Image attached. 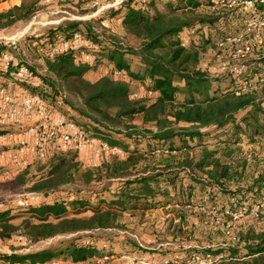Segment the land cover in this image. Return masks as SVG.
<instances>
[{
    "label": "trees",
    "instance_id": "trees-1",
    "mask_svg": "<svg viewBox=\"0 0 264 264\" xmlns=\"http://www.w3.org/2000/svg\"><path fill=\"white\" fill-rule=\"evenodd\" d=\"M85 1L74 3L82 9ZM133 1L126 0L120 8L110 9L88 23L63 22L36 38L35 43L46 50L58 35L69 39L79 33L98 50H86L95 56L92 63L77 62L72 53L53 60L46 58L44 75L27 65L35 82L25 86L51 104L66 92L64 103L69 117L89 138L119 148L125 156L111 155L90 167L79 159L77 152L56 149L43 165L39 163L41 159H36L13 178L0 179V196L8 193L9 197L28 185L35 192L58 190L76 181L77 176L87 183L97 181L106 186L102 193L95 194L105 207L89 209L92 195L73 192L65 198L22 205L36 216L37 222L23 218L20 225H13L7 220L13 208H7L0 200L5 205L0 211L1 242L7 243L16 235L17 240L23 237L19 243L31 246L58 236H77L40 252L21 255L17 253L20 249L13 248V253L0 254V259L7 264H48L61 258L73 263L88 262L99 254V249L93 243L81 242L82 233L115 229L124 214L133 219L143 218L147 212L160 209L171 217L170 225L177 222L178 230H193L194 225L188 227V209L207 206L202 200L205 197L207 208L218 207L221 213V223L209 228L213 231L218 226L217 232L224 237L229 229L230 246L200 251L183 249L185 257H212L215 264H264V228L257 227L264 225V217L256 219L249 214L251 207L264 197V170L247 171L251 163L264 161V33L256 50L258 57L253 58L263 64L261 68L250 69L253 63L246 64L245 59L241 74L226 70L223 75L214 76L210 66H202L201 61L208 44L184 45L179 36L195 30L198 39H207L212 29L232 26L241 17L244 32L225 33L215 43L219 55H224L223 60H230L218 43L237 35L248 38L245 20L252 16L250 10L241 5L212 9L208 0H181L169 5L166 11L150 12L152 4L159 0H150L144 9L136 7ZM39 2L22 0L19 6L0 12V30L31 19L38 12ZM257 5L259 12H264V4ZM114 19L121 26L120 33H102L91 25L92 20L102 23ZM100 63L126 71L127 78L105 76L95 82L86 80L85 75ZM224 81L228 87L222 90L219 83ZM245 82L251 86H245ZM136 85L156 95L132 98L139 91ZM67 92L78 102L70 100ZM9 132L13 130L0 129V135ZM38 165L40 175L29 177ZM98 174V180H94ZM197 197L202 201L198 202ZM220 199H224L221 204ZM243 206L247 211L240 219L246 216L256 226L239 229L235 225L240 219L234 223L225 214L227 209L240 212ZM87 210L91 211L89 216H80ZM241 246L246 250L244 257L238 256Z\"/></svg>",
    "mask_w": 264,
    "mask_h": 264
},
{
    "label": "rangeland",
    "instance_id": "rangeland-1",
    "mask_svg": "<svg viewBox=\"0 0 264 264\" xmlns=\"http://www.w3.org/2000/svg\"><path fill=\"white\" fill-rule=\"evenodd\" d=\"M74 1L75 0H40L38 7H36L38 12L35 16L27 21H20L12 27L0 30V51L8 50L17 57L18 61L28 65L36 73L41 75L46 74V58L44 57L45 50L40 43H35L36 38L45 35L50 29L63 22L83 21L88 23V21L92 19L89 17L91 15V10L88 7L89 5L86 6V4L89 3V0L85 1L82 9H79L78 6L75 5ZM179 2L181 3V0H172L169 2L159 0L152 4L154 8L150 7L149 11H166L169 9V5H176ZM20 4L18 3V0H0V12L6 11L15 6H19ZM81 11L86 12L85 14H81ZM91 23L92 26H94L98 31H102V33L103 30L116 33L121 32V26L116 19L113 21L107 20L102 23L92 20ZM243 25V18L239 17L233 21L232 26L229 25L227 27H221L222 30L216 29L213 31L212 29V32H208V42L205 41L207 40L206 38L198 39L196 37L195 30H187V32H185L184 36L182 37L185 44H193L194 42L198 44L205 42V44H208L205 48V55H203L201 58L203 64L202 66H210L209 71L212 75L221 76L225 71H223L221 66L218 64V59L221 58V55H219L215 43L220 39V37H223L225 33H243ZM11 41H15L17 44V48L15 50L4 46V43ZM133 43L134 42H132V44ZM252 56L247 58L248 60L245 61L246 64L248 62L250 64L253 63L250 69L254 67L261 68L263 64L261 65L257 62V60L253 59L254 57H258L257 52H255ZM101 76L116 78L112 74V70L108 67V64L100 63L96 68L94 67L93 70L89 71L85 75V79L90 82H95L96 80L100 79ZM219 87L222 90H225L228 87V82L224 81L219 83ZM135 88L139 89L138 93L144 96L145 91L142 85H136ZM68 94L69 93L67 92V96L70 100L75 103L78 102L74 97ZM242 148L248 149L246 146H243ZM110 157H108V159H110ZM101 160L102 159L100 158H94L90 153V155H88V157L83 160V163H95V165H99ZM44 162L45 159L41 160L39 163L40 165H43ZM261 162L264 161L260 160L256 163H251L247 171L249 173H254L257 170L263 171L264 163ZM39 175V165L34 167L29 172V177H36ZM98 178L99 174L96 178H94V180H98ZM31 187L32 185H28L23 191L16 192L17 195L10 197L8 196L10 195L8 193L1 194L0 200H3L7 208H13V213L7 219L11 224L20 225L23 221V218H29L33 222H37L36 216H32L31 212L24 210L22 206L24 199H27L33 195L37 197L35 200L36 203H40L43 201L47 202L58 198H65L73 192H83L84 194L92 195L88 204L89 209L95 207H105V205L99 201V197L95 194L102 193V191L106 189V186L103 187L102 185H99L97 181L93 182L92 180L91 182L87 183L83 180L81 181V179L77 176L76 181L62 186L58 190L49 191L47 193L35 192V190H33ZM196 194H198V190ZM105 199L108 201L110 196L107 195ZM202 200L204 205L207 204V206H209L207 198L203 197ZM202 200L197 197L198 202ZM223 202L224 199L219 200L220 204ZM207 206L188 209V227L190 225H194L195 229L193 230L187 227L178 230V228L175 226L177 225V222H174L173 225H170L169 219L171 217H169V214H167V212L162 209L153 212H147L143 218L139 217L133 219L128 214H124L120 219L118 228L82 233L80 235L81 242L93 243L99 249V254H97L92 260L84 263H73L61 258L56 264H131L132 258H137L138 260L142 261L147 259V262H161L164 260H170L176 264H181L179 262L183 261L187 262L185 264H201L205 261L207 262L211 260L216 262L215 258L213 259L212 257L203 260L202 257L198 258L197 256V259L191 260V258L189 259L188 257H185V254L182 252L183 249L189 248L200 251L199 249H208L209 247L212 249H218L219 247L227 248L230 246L228 242V235L226 234L224 237L222 232H217L218 226L213 229L214 232L209 228L210 225H214L220 221L221 213L219 212L218 207L207 208ZM213 209L217 211L216 215L211 213ZM90 214L91 211L87 210V212L81 213L80 216H89ZM249 225H255V223L245 216L242 217L235 226L240 229L244 227L246 228ZM257 227L264 228V225L260 224V226L257 225ZM75 236L76 235L58 236L31 246H24V243H19L15 235L7 243L0 241V254L9 255L13 253V248L20 249L17 250V253L21 255L40 252L49 248H56L61 242H68V240ZM243 247L244 246H241L238 249V256L240 257H244L246 254V250ZM225 255L228 254L225 253ZM0 264L7 263L0 259Z\"/></svg>",
    "mask_w": 264,
    "mask_h": 264
},
{
    "label": "built area",
    "instance_id": "built-area-1",
    "mask_svg": "<svg viewBox=\"0 0 264 264\" xmlns=\"http://www.w3.org/2000/svg\"><path fill=\"white\" fill-rule=\"evenodd\" d=\"M60 1V0H54ZM126 0H89L88 7L91 10L90 18H95L98 15L110 10L120 8ZM211 8L215 9L220 5L237 6L241 5L251 11L252 16L247 17L245 25L250 35L248 38H243L242 35L226 37L220 43L219 48L223 54H227L230 60H223L224 55H221L219 65L223 71L232 70L235 74H241L245 69L244 61L249 56H252L258 50L261 44V39L264 33V12H259L258 3L264 4V0H208ZM150 0H134L133 4L136 7L145 8V5ZM21 3V0H18ZM184 45H186L181 39ZM4 46L15 50L17 44L15 41L4 43ZM86 50L97 51L98 47L84 38L81 34L76 33L69 39L63 35L56 37L55 43L49 45L45 50L44 57L53 60L58 55L74 54L77 62H94L95 56ZM112 70V74L117 79H126L127 72L124 70H116L113 64H108ZM35 82L29 67L18 61L17 57L8 50L0 52V129L10 126L18 127V130H13L0 137L19 136L15 146L16 153L12 156V160L18 163L20 155L24 154L29 144L31 143L36 159H47L52 156L53 151L72 150L78 155L83 150L90 148L91 155L95 158L107 159L111 155L125 156V153L119 148H112L107 143L98 139L89 138L83 128L78 123L73 121L69 115V109L65 106L64 100L66 94L59 95L55 104H51L43 99L38 94L31 93L25 86ZM247 87L251 86L250 82H245ZM17 89L19 93H17ZM145 96L154 97L156 94L145 92ZM141 96L139 93L132 94V98ZM11 152L10 149L0 148V158L7 156ZM264 154V153H263ZM91 162V161H88ZM90 167L96 166L95 163H88ZM0 179H11L16 174L10 169L0 171ZM37 197L35 195L24 199L23 205L28 206ZM5 207L0 201V211ZM247 211L243 206L240 212L230 209L225 210V214L230 216L232 222H237L242 215ZM212 214L216 215L217 211L213 209ZM249 214L253 218L264 217V197L261 201L251 207ZM229 229L226 231L229 234ZM18 240L23 241V237H18ZM28 242H25V244ZM132 258L131 264H176L169 260L161 262L148 261L147 259L138 260ZM56 264V262L48 263ZM201 264H215L214 261H205Z\"/></svg>",
    "mask_w": 264,
    "mask_h": 264
},
{
    "label": "crops",
    "instance_id": "crops-1",
    "mask_svg": "<svg viewBox=\"0 0 264 264\" xmlns=\"http://www.w3.org/2000/svg\"><path fill=\"white\" fill-rule=\"evenodd\" d=\"M185 32L184 31L179 37L180 39H183L182 36H184ZM90 63V62H89ZM103 77V76H101ZM17 93H19V90L17 89ZM7 128H11L14 130H18V127L16 126H10ZM19 136L15 135L13 137H8V136H3L0 137V148H8L10 149L11 152H9L7 154V156H4L2 158H0V171L3 169H10L12 170L15 174H17L19 171H21L27 164L32 163L36 160V155L34 152V148L32 146V144H29V147L27 148V150L25 151L24 154L20 155V160L18 163H15L12 160V156L16 153L15 150V146L18 142ZM90 148H87L85 150H83L81 153H79V158L80 159H85L88 157V155H90ZM82 160V161H83Z\"/></svg>",
    "mask_w": 264,
    "mask_h": 264
}]
</instances>
